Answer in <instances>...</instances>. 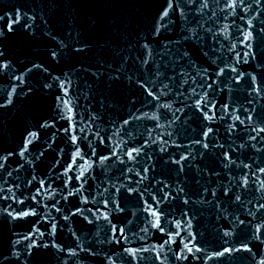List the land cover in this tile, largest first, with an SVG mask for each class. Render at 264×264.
<instances>
[{"label":"water","instance_id":"water-1","mask_svg":"<svg viewBox=\"0 0 264 264\" xmlns=\"http://www.w3.org/2000/svg\"><path fill=\"white\" fill-rule=\"evenodd\" d=\"M0 264H264V0H0Z\"/></svg>","mask_w":264,"mask_h":264}]
</instances>
